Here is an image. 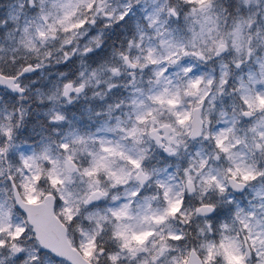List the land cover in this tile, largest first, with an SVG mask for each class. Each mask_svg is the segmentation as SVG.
<instances>
[{
	"label": "snow or ice",
	"instance_id": "1",
	"mask_svg": "<svg viewBox=\"0 0 264 264\" xmlns=\"http://www.w3.org/2000/svg\"><path fill=\"white\" fill-rule=\"evenodd\" d=\"M0 264H264V0H0Z\"/></svg>",
	"mask_w": 264,
	"mask_h": 264
}]
</instances>
